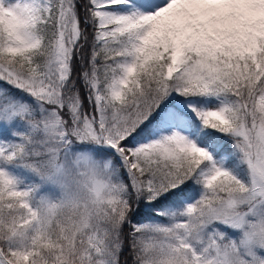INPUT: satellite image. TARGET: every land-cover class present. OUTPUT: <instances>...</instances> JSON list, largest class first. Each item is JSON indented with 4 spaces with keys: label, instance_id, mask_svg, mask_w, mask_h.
I'll return each instance as SVG.
<instances>
[{
    "label": "snow or ice",
    "instance_id": "1",
    "mask_svg": "<svg viewBox=\"0 0 264 264\" xmlns=\"http://www.w3.org/2000/svg\"><path fill=\"white\" fill-rule=\"evenodd\" d=\"M0 264H264V0H0Z\"/></svg>",
    "mask_w": 264,
    "mask_h": 264
},
{
    "label": "trees",
    "instance_id": "2",
    "mask_svg": "<svg viewBox=\"0 0 264 264\" xmlns=\"http://www.w3.org/2000/svg\"><path fill=\"white\" fill-rule=\"evenodd\" d=\"M127 254L125 253V256H126ZM124 257H122V259H123Z\"/></svg>",
    "mask_w": 264,
    "mask_h": 264
}]
</instances>
